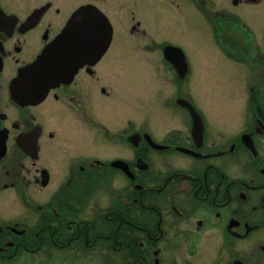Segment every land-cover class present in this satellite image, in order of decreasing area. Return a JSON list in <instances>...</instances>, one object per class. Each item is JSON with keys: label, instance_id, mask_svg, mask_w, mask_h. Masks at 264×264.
<instances>
[{"label": "flooded vegetation", "instance_id": "af4514ba", "mask_svg": "<svg viewBox=\"0 0 264 264\" xmlns=\"http://www.w3.org/2000/svg\"><path fill=\"white\" fill-rule=\"evenodd\" d=\"M152 1L185 23L189 8L240 23L252 36L238 14L214 0ZM229 1L236 7L264 0ZM97 2L0 0V198L9 209L0 210V264H75L93 244L107 250L101 259L108 264H198L201 248L213 258L200 264H264V77L245 81L237 131L210 125L183 88V48L148 31L140 12L147 3ZM85 5L111 26L101 57L85 62V31L69 30L74 53L52 55L51 76L27 77L67 22L85 15ZM110 11L125 16L119 31L142 56L140 111ZM251 45L239 59L263 60L264 74V53ZM176 49L187 66L183 76L174 66ZM180 98L199 115L200 136ZM122 99L135 116L122 115Z\"/></svg>", "mask_w": 264, "mask_h": 264}, {"label": "rangeland", "instance_id": "374dc122", "mask_svg": "<svg viewBox=\"0 0 264 264\" xmlns=\"http://www.w3.org/2000/svg\"><path fill=\"white\" fill-rule=\"evenodd\" d=\"M89 1L98 4L97 1L99 0ZM139 1L147 3L141 7L140 12L148 31L157 39L166 38L183 48L189 66V79L183 88L187 92L190 88L194 98L193 103L203 112L207 123L218 125L227 131H237L240 124L238 114L242 110L243 97L246 92L245 81L257 83L261 76L264 77V74H261L263 60L254 58L253 60L242 61L239 59L240 49L245 46L250 50L251 44H255L264 53V1L257 4H239L234 7L229 0H214L218 2V7L226 5L234 13L233 15H239L240 17H238L248 24L252 36L243 30L240 23H233L231 20L220 17L216 21L210 20L206 16L204 18L189 8H185L183 10L187 19L185 23L169 6L155 4L156 2L152 0ZM109 16L117 22L113 39L115 45L120 49V59L133 67L132 71L130 72L128 69L124 76L132 77L134 82L138 83L136 108L140 111L143 107L141 101L145 104V100L140 101V98L146 93L145 89L140 88L139 85L146 83L145 67L139 63L142 56L133 49L132 39L125 33V36L122 35L119 31L125 16L121 12L114 13L113 11H110ZM197 31L198 34L195 33ZM155 54L157 53H152V57H155ZM158 71L162 72V70ZM171 90L169 87V91ZM123 99V108L120 109L122 115L124 117L135 116L134 108L126 106ZM149 102L150 108L153 110L159 108L154 102ZM119 119H123V117L120 116ZM173 121L178 123L176 118ZM138 122L140 123L139 116ZM0 210L3 214L9 212V209L4 206L2 198H0ZM203 250L204 248H201L195 258L198 264L209 262L213 258L210 252L206 253ZM106 252L107 250L101 252L100 246L93 244L86 251L85 257L81 256L74 262L75 264H108L103 260L108 257ZM109 258L112 259L110 256ZM3 264H34V262L11 260ZM40 264L52 263L44 259ZM57 264H62V261H58Z\"/></svg>", "mask_w": 264, "mask_h": 264}, {"label": "water", "instance_id": "95a60500", "mask_svg": "<svg viewBox=\"0 0 264 264\" xmlns=\"http://www.w3.org/2000/svg\"><path fill=\"white\" fill-rule=\"evenodd\" d=\"M78 14L79 16H75L67 22L63 28L65 31L37 58L31 71L26 74L27 77L51 76V71L53 69V66L51 65L53 62L52 55L66 57L69 54L74 53L71 43L70 45L68 43V40H71V38L74 37L69 30L81 29L82 31H85V33H83V36L85 37V62H95L101 57L111 40V26L107 18L97 8L91 5H85V15L82 14V12H79ZM74 45L76 44L74 43ZM170 48L171 47H168L169 50ZM176 52L179 56L174 57L176 58L174 66L178 75L183 76L186 73L187 66L183 53L179 49H176ZM178 102L189 111L192 119L193 131L197 132L200 136L202 122L199 115L189 102L183 99H180ZM255 102V107H257L258 103L256 99ZM234 264L242 263L240 261H235Z\"/></svg>", "mask_w": 264, "mask_h": 264}]
</instances>
